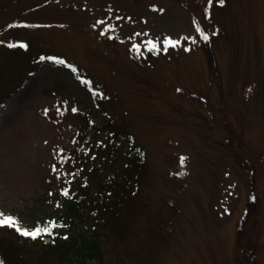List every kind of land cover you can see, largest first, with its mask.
<instances>
[{"label": "rangeland", "instance_id": "obj_1", "mask_svg": "<svg viewBox=\"0 0 264 264\" xmlns=\"http://www.w3.org/2000/svg\"><path fill=\"white\" fill-rule=\"evenodd\" d=\"M206 6L0 0V211L29 227L58 214L85 153L87 120L72 108L86 110L115 119L147 157L131 203L98 225L101 264H264V0ZM165 37L181 42L164 51ZM92 85L109 95L99 106ZM117 163L91 175L89 197ZM16 234L0 228V246L26 250L10 264H79Z\"/></svg>", "mask_w": 264, "mask_h": 264}, {"label": "trees", "instance_id": "obj_2", "mask_svg": "<svg viewBox=\"0 0 264 264\" xmlns=\"http://www.w3.org/2000/svg\"><path fill=\"white\" fill-rule=\"evenodd\" d=\"M69 66L75 74L79 75V70L75 65L69 64ZM91 88L98 106L108 100L109 95L100 88L93 85ZM77 114L87 120V126L84 130H80L85 153L78 154V165L73 169L75 175L80 174L81 182L79 181V187H75L74 185L78 182L75 175H66L64 186L58 192L55 202L58 214L45 220H55L64 227L54 229L56 232L54 237L44 236L32 239L20 234L16 235L22 243L39 240L48 251H56L70 261L88 264V261L95 260L101 264V234L98 231V225L110 224L112 215L118 216L131 203L143 178L147 157L145 150L137 143L136 138L120 127L112 117L102 124H97L90 112L77 110ZM90 132L92 135L86 136V133ZM101 133L105 134L104 138L99 135ZM116 162L119 165L105 173L98 193L89 197L87 190L91 175H95L98 171L99 173L104 172L102 166L107 163L112 165ZM69 181L71 182L69 183ZM65 188L68 189L69 196L61 194ZM45 221H39V223L42 224ZM78 225H81L83 229L72 232ZM0 228L14 231L9 227ZM88 228L91 229V232L86 234ZM65 236L67 239L64 238ZM24 251H26L24 248L11 243L9 247L0 246V264H10V258H21ZM29 253L36 257L43 255L39 250Z\"/></svg>", "mask_w": 264, "mask_h": 264}, {"label": "snow or ice", "instance_id": "obj_3", "mask_svg": "<svg viewBox=\"0 0 264 264\" xmlns=\"http://www.w3.org/2000/svg\"><path fill=\"white\" fill-rule=\"evenodd\" d=\"M214 0H207V6L205 9L206 15L210 16V8L213 6ZM219 3L222 5L223 0H219ZM98 23H104L103 21H100ZM196 22L194 21V24ZM11 27V25H10ZM113 25H107L105 28V31L108 29H111ZM196 31L200 33V36L204 40H208V35L203 32V30L198 26L196 27ZM103 34V33H102ZM137 36L141 35L140 33L135 34ZM182 39H188L187 37H184ZM193 42H195V38H192ZM181 41L180 39H173L171 37H165L162 41L164 44V51H167L168 47H175L177 44H179ZM147 48L149 51H159L160 50V41L159 38L156 40L153 39H148L145 42ZM9 47H27L26 44L19 43V44H9ZM133 49L139 51L140 45L139 44H133ZM187 50V49H186ZM41 59H45L44 57H41ZM48 59H53V58H48ZM60 63H64L63 61H59ZM86 84L88 82H85ZM72 111L75 112L77 111L76 108H72ZM63 150H61L62 152ZM185 158H181V163L183 164ZM68 160V157L61 156L60 162L64 163ZM53 171H56V166L53 165ZM69 175H75L74 173L69 174ZM71 181H69L70 183ZM62 195L64 196H69V191L67 188L62 190ZM0 227H9L14 229L18 234L24 237H29L32 239H37V238H43L44 236H55L56 232L54 229L59 228V227H64V225L60 224L59 222L52 220V221H45L44 223H39L37 222L34 226L29 227L27 225L22 224L21 221L18 220V218L13 217L11 215L5 214L4 212L0 211ZM67 239V237H64ZM47 242V241H46Z\"/></svg>", "mask_w": 264, "mask_h": 264}]
</instances>
